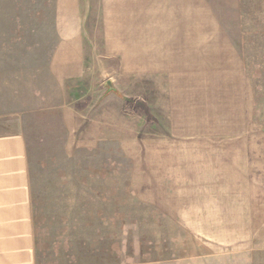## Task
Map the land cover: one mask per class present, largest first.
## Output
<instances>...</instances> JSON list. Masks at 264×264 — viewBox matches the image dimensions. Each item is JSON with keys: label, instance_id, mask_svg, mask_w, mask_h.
<instances>
[{"label": "rangeland", "instance_id": "1", "mask_svg": "<svg viewBox=\"0 0 264 264\" xmlns=\"http://www.w3.org/2000/svg\"><path fill=\"white\" fill-rule=\"evenodd\" d=\"M0 131L36 264H264V0H0Z\"/></svg>", "mask_w": 264, "mask_h": 264}, {"label": "crops", "instance_id": "2", "mask_svg": "<svg viewBox=\"0 0 264 264\" xmlns=\"http://www.w3.org/2000/svg\"><path fill=\"white\" fill-rule=\"evenodd\" d=\"M28 149L22 131H0V264H36Z\"/></svg>", "mask_w": 264, "mask_h": 264}, {"label": "water", "instance_id": "3", "mask_svg": "<svg viewBox=\"0 0 264 264\" xmlns=\"http://www.w3.org/2000/svg\"><path fill=\"white\" fill-rule=\"evenodd\" d=\"M107 83H108V85L110 84V81L109 80H107Z\"/></svg>", "mask_w": 264, "mask_h": 264}]
</instances>
